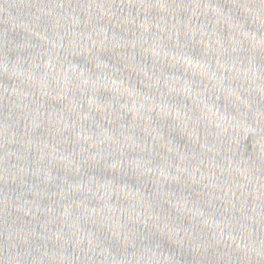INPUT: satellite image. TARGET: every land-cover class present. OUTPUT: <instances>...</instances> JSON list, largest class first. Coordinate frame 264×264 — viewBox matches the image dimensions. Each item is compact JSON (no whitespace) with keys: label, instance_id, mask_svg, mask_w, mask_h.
I'll use <instances>...</instances> for the list:
<instances>
[{"label":"water","instance_id":"obj_1","mask_svg":"<svg viewBox=\"0 0 264 264\" xmlns=\"http://www.w3.org/2000/svg\"><path fill=\"white\" fill-rule=\"evenodd\" d=\"M0 264H264V0H0Z\"/></svg>","mask_w":264,"mask_h":264}]
</instances>
